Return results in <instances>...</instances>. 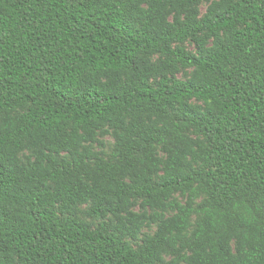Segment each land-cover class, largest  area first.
I'll list each match as a JSON object with an SVG mask.
<instances>
[{
    "label": "trees",
    "instance_id": "trees-1",
    "mask_svg": "<svg viewBox=\"0 0 264 264\" xmlns=\"http://www.w3.org/2000/svg\"><path fill=\"white\" fill-rule=\"evenodd\" d=\"M0 264H264V0H0Z\"/></svg>",
    "mask_w": 264,
    "mask_h": 264
},
{
    "label": "rangeland",
    "instance_id": "rangeland-1",
    "mask_svg": "<svg viewBox=\"0 0 264 264\" xmlns=\"http://www.w3.org/2000/svg\"><path fill=\"white\" fill-rule=\"evenodd\" d=\"M187 46L189 49H193V47H194L193 45H190V44H188ZM105 140L107 142V149L109 150V147L113 144V138L112 137H105Z\"/></svg>",
    "mask_w": 264,
    "mask_h": 264
}]
</instances>
